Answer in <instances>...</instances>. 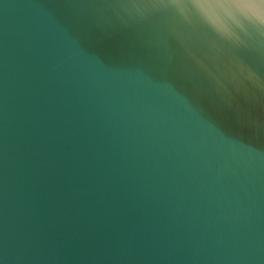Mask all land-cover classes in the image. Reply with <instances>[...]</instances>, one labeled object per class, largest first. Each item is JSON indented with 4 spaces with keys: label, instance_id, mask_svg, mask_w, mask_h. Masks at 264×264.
Instances as JSON below:
<instances>
[{
    "label": "water",
    "instance_id": "1",
    "mask_svg": "<svg viewBox=\"0 0 264 264\" xmlns=\"http://www.w3.org/2000/svg\"><path fill=\"white\" fill-rule=\"evenodd\" d=\"M149 2L0 0V264H264V0Z\"/></svg>",
    "mask_w": 264,
    "mask_h": 264
},
{
    "label": "clouds",
    "instance_id": "2",
    "mask_svg": "<svg viewBox=\"0 0 264 264\" xmlns=\"http://www.w3.org/2000/svg\"><path fill=\"white\" fill-rule=\"evenodd\" d=\"M190 4L191 0H184L183 7L180 6V0H150L149 3L145 4V13H159L162 10L171 9V12L180 22L192 24L194 21H197V14L185 10V8L190 7ZM252 6L259 8L260 0H253ZM249 27L255 28L257 30L264 28V18L254 17L252 20V24L249 25ZM235 39H238L237 34L235 35Z\"/></svg>",
    "mask_w": 264,
    "mask_h": 264
}]
</instances>
